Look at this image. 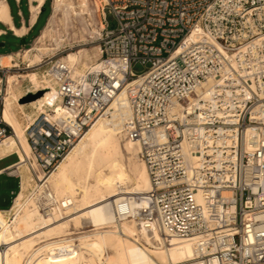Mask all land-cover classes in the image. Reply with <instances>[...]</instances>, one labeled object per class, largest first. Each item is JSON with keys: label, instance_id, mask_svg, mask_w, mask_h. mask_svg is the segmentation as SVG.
Returning <instances> with one entry per match:
<instances>
[{"label": "built area", "instance_id": "obj_1", "mask_svg": "<svg viewBox=\"0 0 264 264\" xmlns=\"http://www.w3.org/2000/svg\"><path fill=\"white\" fill-rule=\"evenodd\" d=\"M104 10L98 65L76 77L49 63L55 102L27 127L35 180L47 184L125 91L124 136L151 178L137 217L194 239L205 264H264V0H107ZM20 53L11 66L0 57V142L14 135L4 107ZM136 62L150 66L135 74ZM17 158L0 175L20 187Z\"/></svg>", "mask_w": 264, "mask_h": 264}, {"label": "bare ground", "instance_id": "obj_2", "mask_svg": "<svg viewBox=\"0 0 264 264\" xmlns=\"http://www.w3.org/2000/svg\"><path fill=\"white\" fill-rule=\"evenodd\" d=\"M106 4L107 0H98L104 20ZM89 5V0H78L77 6L55 0L53 9L67 6L72 14H89ZM5 7L0 2V13ZM52 21L39 41L51 34ZM35 50L33 58L28 52L24 55L30 65L42 61L48 47ZM99 53L96 65L101 48ZM90 55L81 49L61 59L77 77L84 74ZM13 57L2 56L1 63L11 66ZM22 80L29 88L20 84ZM56 90L48 69L8 77L4 116L14 135L0 142V159L19 156L14 167L21 184L11 205L0 207V264H205L197 259L194 239L168 236L158 225L147 226L137 217L146 204L143 195L151 189V178L139 146L124 136L122 122L129 113L125 91L112 103L109 115L94 123L59 163L47 184L37 183L25 163L31 152L28 122L54 104ZM37 93H41L37 98L24 101ZM73 227L77 232L71 231Z\"/></svg>", "mask_w": 264, "mask_h": 264}, {"label": "rangeland", "instance_id": "obj_3", "mask_svg": "<svg viewBox=\"0 0 264 264\" xmlns=\"http://www.w3.org/2000/svg\"><path fill=\"white\" fill-rule=\"evenodd\" d=\"M55 0H51L52 6ZM68 1V0H67ZM73 2L76 6L78 5V0H69ZM89 10L88 14H72L68 10L64 9L58 12H54L51 16L50 21H52L51 25V34L47 36V40L39 41L38 38L33 40L30 44H28L21 51L18 56V60L21 63V68L23 71L14 70L12 74H28L34 70L44 71L49 67V63L55 59H61L65 57L69 52H77L81 49H85V51L90 55L91 59H86L88 62V66L85 68L86 71L92 64L95 63L96 59L100 58V42H101V34L100 32L103 30L101 27L105 25V20L103 19V15L101 11L98 9V0H89ZM64 10V12H63ZM68 11V12H67ZM68 13V14H67ZM48 14V10L45 12L42 22L46 18ZM55 14V15H54ZM108 22L112 24L113 19L109 18ZM103 33V32H101ZM31 38L29 37V40ZM16 45H11L6 50L12 48L15 49L20 46V42L17 41ZM46 46L48 50L44 52L42 55V61L35 62L33 65H30V58L34 57V53L36 52V46ZM44 44V45H43ZM96 45V46H95ZM30 50V51H29ZM26 52L31 56L26 59L24 55ZM29 60V61H28ZM92 60V61H91ZM83 63H80L79 68H82ZM149 63L136 62L132 66V70L135 74H142L149 68ZM22 86L27 85V81H21ZM17 160V156L9 155L0 159V169L15 162ZM18 179L14 177H9L6 174L0 175V207L7 208L11 204L12 193L11 191H18ZM16 195V194H15ZM14 195V196H15ZM88 229V228H84ZM83 229V230H84ZM71 231L77 232V228L73 227ZM82 231V229H80Z\"/></svg>", "mask_w": 264, "mask_h": 264}, {"label": "crops", "instance_id": "obj_4", "mask_svg": "<svg viewBox=\"0 0 264 264\" xmlns=\"http://www.w3.org/2000/svg\"><path fill=\"white\" fill-rule=\"evenodd\" d=\"M0 2L6 6L5 10L0 13V56L2 57L21 52L24 47L38 38L51 19L53 6L51 0H0ZM47 10L48 14L42 22ZM17 41L20 42V46L6 50L11 45H16ZM11 193L12 203L16 191H11Z\"/></svg>", "mask_w": 264, "mask_h": 264}, {"label": "water", "instance_id": "obj_5", "mask_svg": "<svg viewBox=\"0 0 264 264\" xmlns=\"http://www.w3.org/2000/svg\"><path fill=\"white\" fill-rule=\"evenodd\" d=\"M40 94H41V93H40ZM40 94L37 93V94H33V95H28V96H26V97L24 98V101H25V102L31 101V100L37 98Z\"/></svg>", "mask_w": 264, "mask_h": 264}]
</instances>
